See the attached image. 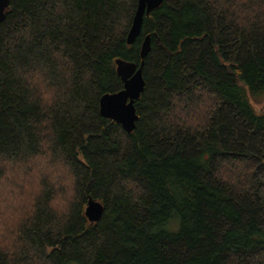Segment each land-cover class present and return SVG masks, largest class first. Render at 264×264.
Masks as SVG:
<instances>
[{
    "label": "trees",
    "instance_id": "trees-1",
    "mask_svg": "<svg viewBox=\"0 0 264 264\" xmlns=\"http://www.w3.org/2000/svg\"><path fill=\"white\" fill-rule=\"evenodd\" d=\"M137 1L10 0L0 264H264V0H163L128 45ZM146 36L126 133L99 100Z\"/></svg>",
    "mask_w": 264,
    "mask_h": 264
},
{
    "label": "water",
    "instance_id": "water-1",
    "mask_svg": "<svg viewBox=\"0 0 264 264\" xmlns=\"http://www.w3.org/2000/svg\"><path fill=\"white\" fill-rule=\"evenodd\" d=\"M9 2L10 0H0V24L6 18ZM162 2L163 0L137 1L136 11L126 39L128 45H132L140 36L144 14L159 8ZM149 51L150 39L146 36L140 45L141 63L139 66L132 62L116 60V73L123 83V88L117 93L104 94L99 100L100 116L116 122L126 133H131L134 130L138 118L134 102L140 97L144 88L142 67ZM103 210V206L99 202L89 199L85 208V217L89 222L96 223L100 220Z\"/></svg>",
    "mask_w": 264,
    "mask_h": 264
},
{
    "label": "rangeland",
    "instance_id": "rangeland-1",
    "mask_svg": "<svg viewBox=\"0 0 264 264\" xmlns=\"http://www.w3.org/2000/svg\"><path fill=\"white\" fill-rule=\"evenodd\" d=\"M254 108L262 112L264 110V97L257 102H254Z\"/></svg>",
    "mask_w": 264,
    "mask_h": 264
}]
</instances>
